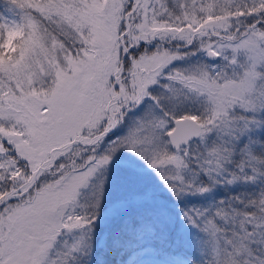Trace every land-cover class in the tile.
Instances as JSON below:
<instances>
[{"label":"snow or ice","instance_id":"1","mask_svg":"<svg viewBox=\"0 0 264 264\" xmlns=\"http://www.w3.org/2000/svg\"><path fill=\"white\" fill-rule=\"evenodd\" d=\"M0 264H264V0H0Z\"/></svg>","mask_w":264,"mask_h":264}]
</instances>
